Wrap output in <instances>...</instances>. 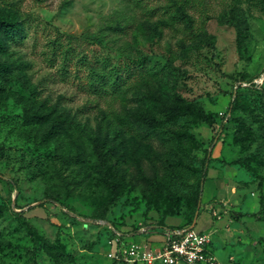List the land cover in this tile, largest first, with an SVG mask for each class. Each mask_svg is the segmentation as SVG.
Listing matches in <instances>:
<instances>
[{"label": "rangeland", "instance_id": "rangeland-1", "mask_svg": "<svg viewBox=\"0 0 264 264\" xmlns=\"http://www.w3.org/2000/svg\"><path fill=\"white\" fill-rule=\"evenodd\" d=\"M0 61V264H112L97 217L186 224L207 151L196 229L211 206L218 227L245 217L237 261L264 264V220L247 216L264 217V0H0ZM180 98L213 124L167 121Z\"/></svg>", "mask_w": 264, "mask_h": 264}, {"label": "built area", "instance_id": "built-area-1", "mask_svg": "<svg viewBox=\"0 0 264 264\" xmlns=\"http://www.w3.org/2000/svg\"><path fill=\"white\" fill-rule=\"evenodd\" d=\"M247 85L246 83H244ZM231 113H228L230 116ZM224 116L225 111H220ZM212 214L221 218V213L214 206L210 207ZM199 215V214H198ZM100 226H105L114 235L109 241L110 250L107 254L112 264H239L230 258L227 262L220 261L212 250L209 249L212 239L209 233L196 229V220L189 226L183 228L167 229L165 231V242L159 248L152 247L148 243L129 241L128 238L135 236L140 231L117 230L108 220L90 221Z\"/></svg>", "mask_w": 264, "mask_h": 264}, {"label": "trees", "instance_id": "trees-1", "mask_svg": "<svg viewBox=\"0 0 264 264\" xmlns=\"http://www.w3.org/2000/svg\"><path fill=\"white\" fill-rule=\"evenodd\" d=\"M7 27L12 28V25L7 24ZM7 69L4 66V64L0 61V74H5L7 73ZM248 87V86H246ZM239 94L237 93L232 101V105L230 109H227V111H225V115L222 116L220 115V111L216 113V116L219 118L222 126L228 124L232 118H233V112H234V105L236 104V101L238 100ZM228 113H231L229 117ZM166 117H167V121H171L174 122L180 118H186L189 120H193L195 123H206L209 125L213 124V116L210 114H207V112L202 109L199 106L194 105L193 103L185 100V99H178L177 104H175L173 107L168 108L166 110ZM145 119L154 127L159 126L158 122L154 119V117H152L150 114H146L145 115ZM80 132H82L81 129H77ZM191 137V135H190ZM94 151H95V155L97 156V158L102 162L105 163L107 161L108 158H110L113 154V151L111 149H108L105 145V143L100 139V138H95L94 140ZM211 157L212 154L210 151H207L206 156L204 157L201 167L199 169V172L201 173V177L198 179V182L195 186V189L193 191V193L189 196V198H187V203L186 204H190V210H191V215L189 216V221L181 226H167L168 228H183L186 226H189L190 224L193 223L195 217H196V213L197 211H199V215L201 214V210H203V205H202V197H203V193H204V188H205V183L208 179V174L207 171L209 169V164L211 162ZM176 206H180L179 204H176ZM174 208V207H173ZM174 211L171 210L168 212L167 215H174ZM247 216H255L256 219L258 220H264V217H262L260 214H252V213H248ZM97 220H108L105 217H97L95 218L93 221H97ZM109 221V220H108ZM111 222V221H110ZM94 223V222H93ZM92 223V224H93ZM113 224V226L117 229L120 230L121 228H119L117 225H115L113 222H111ZM95 224V223H94ZM161 225L162 227H164V222L161 223H156ZM98 225V224H96ZM139 228V226L133 228L134 231H137ZM111 234L114 235V233L110 230ZM37 239L39 240V244L40 246L47 252L48 255H51V257L57 261V262H61L60 259H62V255L54 253V245L50 244L45 238L41 237V236H37Z\"/></svg>", "mask_w": 264, "mask_h": 264}, {"label": "crops", "instance_id": "crops-1", "mask_svg": "<svg viewBox=\"0 0 264 264\" xmlns=\"http://www.w3.org/2000/svg\"><path fill=\"white\" fill-rule=\"evenodd\" d=\"M208 179H209V176H208ZM204 191H205V188H204ZM203 195H204V193H203ZM215 198H217V197H214L213 199H215ZM201 202L204 203L203 197H202ZM218 211H220V213H222V211H224V209L219 207ZM205 215L206 214L202 215V216H204L202 219H203L204 224L205 223L206 224H205L204 228L200 227L199 230L206 232V233H209V234H212V238H213L212 241H214V244H215L214 249H213V253L216 255V257L222 262H227L230 258H234L236 260L238 259L239 261H240V259H242V260L247 259L246 257L248 255L246 252L248 250L247 249L248 247L243 246V244H246L247 240H249L248 233H247L248 229H247V227H244L242 225V222L244 223L243 220H245V217L240 218L239 221L236 220L238 223L241 222V226H239V231H236V233L233 234L232 226L234 224H236V221H234L233 219H229V217L226 216L227 222L222 226L220 225L221 227H218V226H216V224L218 223L217 222L218 219L215 218L213 216V214L210 213L209 214L211 216V219H210L211 221L209 222L210 227L207 228L208 223L205 221V219L208 218V216H205ZM199 218H200V215L197 216L196 226L198 225ZM220 219L223 220L222 214H221ZM172 220H174L172 217L167 218L164 221V225H165L164 227H162L161 225L156 224V223H142V224H140L139 227H141V228H140V231L138 232L137 235H140V239L142 240L141 243H148L152 247H155V248H159L160 246H162L163 243L165 242V231L167 229H170L167 226H175V227L181 226V225H178L177 223L173 222ZM208 221H209V219H208ZM241 227H242V230H241ZM121 229L123 231H129L132 228H128V229L121 228ZM221 230H224L225 233H221ZM229 237H232V240H233L232 242H230V246H229V241H227V239H229ZM178 264H187V263L181 262Z\"/></svg>", "mask_w": 264, "mask_h": 264}, {"label": "water", "instance_id": "water-1", "mask_svg": "<svg viewBox=\"0 0 264 264\" xmlns=\"http://www.w3.org/2000/svg\"><path fill=\"white\" fill-rule=\"evenodd\" d=\"M198 214H199V211H197V213H196V217H195V220L197 219V216H198Z\"/></svg>", "mask_w": 264, "mask_h": 264}]
</instances>
